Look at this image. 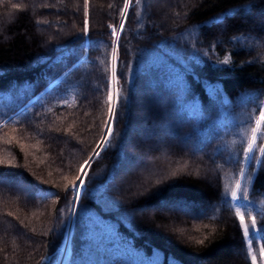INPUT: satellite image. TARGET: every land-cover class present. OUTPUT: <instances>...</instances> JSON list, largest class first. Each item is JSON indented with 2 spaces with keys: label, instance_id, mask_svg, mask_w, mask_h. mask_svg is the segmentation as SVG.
Returning a JSON list of instances; mask_svg holds the SVG:
<instances>
[{
  "label": "trees",
  "instance_id": "trees-1",
  "mask_svg": "<svg viewBox=\"0 0 264 264\" xmlns=\"http://www.w3.org/2000/svg\"><path fill=\"white\" fill-rule=\"evenodd\" d=\"M122 6L87 0L85 17V0H0V159L15 164L0 166V264H51L63 241L64 176L109 121L108 25ZM119 35L121 100L85 178L67 264H251L225 186L264 102V0H143ZM246 173L259 224L264 167ZM262 244L251 239L257 264Z\"/></svg>",
  "mask_w": 264,
  "mask_h": 264
},
{
  "label": "snow or ice",
  "instance_id": "snow-or-ice-1",
  "mask_svg": "<svg viewBox=\"0 0 264 264\" xmlns=\"http://www.w3.org/2000/svg\"><path fill=\"white\" fill-rule=\"evenodd\" d=\"M143 0H123V6L120 9L118 15L120 17V23L118 25L109 24L108 28L110 29V35L114 37V40L112 41V48H111V59H112V67H111V77L112 82H117V75H116V69H117V61L119 59L118 57V51H119V40L120 35L123 33L125 24L128 20V11L130 8H134L136 5H142ZM11 7L13 9H18L20 6L16 3L11 4ZM109 7H112V5H109ZM251 5H245V8H249ZM139 15V13H137ZM85 17H87V0H85ZM40 22V21H37ZM88 21L85 19L84 21V27L82 29L83 36L88 35ZM220 63L228 64L229 58L226 56L223 61H220ZM67 75V74H66ZM126 77V74H125ZM121 93L122 89H116L115 91H109L107 93V104H108V117L109 121L105 122V130L107 135L101 137V141L104 145H107L109 143V140L111 139L113 129L111 127L110 121L115 120V110L113 107V104H119L121 100ZM115 97V99H114ZM13 132L16 131V129L12 130ZM70 131V129L68 130ZM247 136L246 140V146L242 148V157L243 159H231L229 162L240 165L238 169V176L239 179L235 181L234 186L229 188L228 186H225V197L230 196V200L232 202V207L235 209V217L238 218L239 226L242 231V236L245 238V240L249 244V256L251 259V264H257V254L253 251H251V239L257 238V239H264V219H262L259 224L257 221L256 215H253L252 212L249 210L250 203H245V201H248L249 199V189L248 184L252 181V174L246 173V166L250 165L251 162H255L260 167H264V102H262L261 107L259 108V114L255 117L254 126L250 128V134L245 133ZM5 136L8 137L7 143L11 144L13 137L10 136L9 133H5ZM258 140L262 141L258 143ZM97 148H100L101 151L103 148L100 144H97ZM257 153L259 155H257ZM100 152L93 150V155H90L87 160L84 161L82 165H80V168L76 175L72 177L64 176V180L67 182L64 185L65 191H71L72 192V201L71 203L73 205H76L80 200V190L84 186V179L81 177H87V172L84 171L85 166L91 167L89 161L93 159V156H99ZM0 166H6V167H14V161L10 159H0ZM4 173H0V175H3ZM254 174V173H253ZM44 183H48L47 181H43ZM41 191H44L43 189ZM52 195H56V193H51ZM161 191H157L154 195L159 196L161 195ZM53 203H59V200L53 201ZM260 204L264 205V200L259 201ZM243 209V210H242ZM60 211H63V209H60ZM247 213V216H246ZM9 216L12 215L11 212L8 213ZM264 215V214H261ZM21 224H23V221H21ZM251 230V231H250ZM34 231V230H33ZM197 244H203V240H197ZM259 257H260V264H264V244L260 245L259 249ZM170 264H177L175 260L170 261Z\"/></svg>",
  "mask_w": 264,
  "mask_h": 264
},
{
  "label": "bare ground",
  "instance_id": "bare-ground-1",
  "mask_svg": "<svg viewBox=\"0 0 264 264\" xmlns=\"http://www.w3.org/2000/svg\"><path fill=\"white\" fill-rule=\"evenodd\" d=\"M116 89H118L117 88V84L111 82V91H115ZM114 99H115V97H114ZM113 107H115V103L113 104ZM87 170H88V166H85L84 171L87 172ZM81 178L84 179L85 177L82 176ZM81 191H82V189L80 190L79 195H81ZM75 206L76 205H74V208H75ZM74 219H76V218H74ZM70 221H71V219H70ZM70 229H71V227L68 228V231L66 233L64 242L60 246V248L58 250V254H57L56 259H55L53 264H66L67 263L68 256H69V234H70ZM71 243H72V240H71Z\"/></svg>",
  "mask_w": 264,
  "mask_h": 264
},
{
  "label": "water",
  "instance_id": "water-1",
  "mask_svg": "<svg viewBox=\"0 0 264 264\" xmlns=\"http://www.w3.org/2000/svg\"><path fill=\"white\" fill-rule=\"evenodd\" d=\"M114 108H115V107H114ZM111 122H112V121H110V123H111ZM106 135H107V133H105L104 136H106ZM100 145H101V147L103 146V142H102V141L100 142ZM96 151H100V148H97ZM95 157H96V156H93V159H92L91 161H89L90 165H91V163L93 162V160L95 159ZM88 169H89V167H88ZM87 173H88V170H87ZM84 180H85V178H84ZM83 187H84V186H83ZM82 190H83V188H82ZM76 207H77V204H76V206H75V208H74V210H73V212H72V217H71V222H70V227H71V229H70V234H69V240H70V238H71V232H72V227H73L74 215H75ZM69 242H70V241H69Z\"/></svg>",
  "mask_w": 264,
  "mask_h": 264
},
{
  "label": "rangeland",
  "instance_id": "rangeland-1",
  "mask_svg": "<svg viewBox=\"0 0 264 264\" xmlns=\"http://www.w3.org/2000/svg\"><path fill=\"white\" fill-rule=\"evenodd\" d=\"M111 82H112V80H111ZM116 84H117V83H116ZM117 88H118V87H117ZM110 91H111V86H110ZM105 133H106V131H105ZM99 144H100V143H99ZM73 209H74V205H73ZM234 211H235V210H234ZM68 228H69V226H68ZM67 231H68V229H67ZM66 233H67V232H66ZM65 236H66V234H65ZM65 236H64V238H63L62 243L64 242ZM62 243L60 244V246L62 245ZM247 243H248V242H247ZM60 246H59V248H60ZM248 246H249V244H248ZM59 248L56 250V252H55V254H54V256H53V260H52V263H51V264L54 263V261H55V259H56V256H57V254H58V250H59ZM49 259H51V256L48 257V258H46L45 260L48 261Z\"/></svg>",
  "mask_w": 264,
  "mask_h": 264
}]
</instances>
